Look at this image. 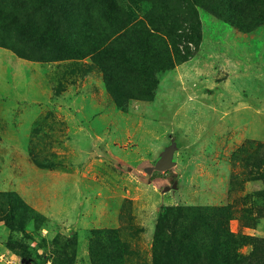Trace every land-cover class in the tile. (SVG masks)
Returning a JSON list of instances; mask_svg holds the SVG:
<instances>
[{"label":"rangeland","instance_id":"1","mask_svg":"<svg viewBox=\"0 0 264 264\" xmlns=\"http://www.w3.org/2000/svg\"><path fill=\"white\" fill-rule=\"evenodd\" d=\"M258 22L194 0H0V264H264Z\"/></svg>","mask_w":264,"mask_h":264},{"label":"trees","instance_id":"2","mask_svg":"<svg viewBox=\"0 0 264 264\" xmlns=\"http://www.w3.org/2000/svg\"><path fill=\"white\" fill-rule=\"evenodd\" d=\"M194 2L202 9L215 12L227 24L237 26L241 30H247L250 26H256L254 22L257 23L259 21L258 23L264 24V0H194ZM150 23L152 22L150 21ZM143 24L146 25V21H143ZM151 27H153L151 28L152 31L157 32L155 37H158L161 45L168 52L169 42L162 39L163 35L160 34L162 31L155 24L151 25ZM160 174L161 172L157 171L153 176ZM159 214L161 223H166V226L170 228L168 223L169 209L165 204L160 206Z\"/></svg>","mask_w":264,"mask_h":264},{"label":"water","instance_id":"3","mask_svg":"<svg viewBox=\"0 0 264 264\" xmlns=\"http://www.w3.org/2000/svg\"><path fill=\"white\" fill-rule=\"evenodd\" d=\"M173 155L172 153H166L164 156H162L155 165V170L157 171H166L173 166ZM149 172H152L153 169H148ZM178 187V181H175L172 186H168L165 188V191H169L172 189H176Z\"/></svg>","mask_w":264,"mask_h":264},{"label":"clouds","instance_id":"4","mask_svg":"<svg viewBox=\"0 0 264 264\" xmlns=\"http://www.w3.org/2000/svg\"><path fill=\"white\" fill-rule=\"evenodd\" d=\"M12 260L16 262V264H20V258L15 255L12 256Z\"/></svg>","mask_w":264,"mask_h":264}]
</instances>
